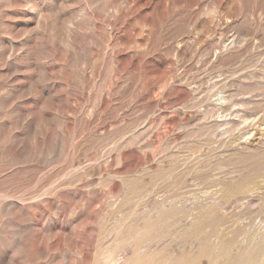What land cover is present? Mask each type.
<instances>
[{
  "label": "rangeland",
  "instance_id": "rangeland-1",
  "mask_svg": "<svg viewBox=\"0 0 264 264\" xmlns=\"http://www.w3.org/2000/svg\"><path fill=\"white\" fill-rule=\"evenodd\" d=\"M0 264H264V0H0Z\"/></svg>",
  "mask_w": 264,
  "mask_h": 264
}]
</instances>
